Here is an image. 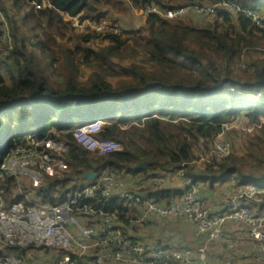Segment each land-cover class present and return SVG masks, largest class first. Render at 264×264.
Listing matches in <instances>:
<instances>
[{"label": "trees", "instance_id": "obj_1", "mask_svg": "<svg viewBox=\"0 0 264 264\" xmlns=\"http://www.w3.org/2000/svg\"><path fill=\"white\" fill-rule=\"evenodd\" d=\"M25 1L32 3L26 21L33 17L35 28L41 30L43 24L49 27L43 33L45 40L37 35L36 43L49 54L51 63L59 62L56 73L61 82L51 81L13 29L11 60L0 59L4 71L0 74V164L16 144L31 135L38 140H60L67 147L63 157L66 169L46 176L51 190L80 180L86 172L117 168L120 173L125 170L144 177L184 170L190 183L196 185L225 181L264 185V172H246L241 164L245 159L233 154L199 171L191 164L196 143L210 145L224 125L238 116L256 124L262 136L258 145L264 142V64L242 60L245 49L264 41V28L244 10L259 11L264 0H235L237 12L221 7L214 22L202 27L190 19L171 21L151 12L141 30L147 36L139 30H127V39L115 33L101 34L108 43L95 49L86 43L97 34H79L75 46L60 44L62 58L51 50L50 42L56 35L64 37L70 29L72 21L65 15L100 21L113 10L129 13L148 6L166 10L223 0ZM0 11L11 24L13 17L1 1ZM187 14L208 17L193 11ZM129 44L142 60L124 65L121 61L128 55ZM78 56L93 68L85 82L78 79L82 64ZM111 76L121 81L116 84ZM95 120L102 121L96 136L118 141L122 149L96 154L78 142L74 131ZM143 162L145 168L134 169ZM16 179L0 176V195L6 208L21 199L13 193ZM183 192L157 187L148 194L160 202H171ZM129 206L119 197L103 203L105 211L117 212L122 220H126ZM31 247H22V251Z\"/></svg>", "mask_w": 264, "mask_h": 264}, {"label": "built area", "instance_id": "obj_2", "mask_svg": "<svg viewBox=\"0 0 264 264\" xmlns=\"http://www.w3.org/2000/svg\"><path fill=\"white\" fill-rule=\"evenodd\" d=\"M36 7L39 5L36 4ZM221 7L234 12L239 10L235 0H223L210 5L189 4L166 10L148 6L142 9V13L147 15L157 12L171 19L186 15L189 11L199 15H216ZM244 12L264 28L263 17L259 15L258 9ZM77 18L70 17L71 21ZM89 23L95 24L94 19ZM105 24L106 21L103 27L111 26L112 33L120 32L119 21H114L110 26ZM101 127L99 120L90 121L78 127L74 136L84 148L97 154L122 149L120 142L96 136ZM30 138L33 137L27 135L6 154L0 164V176L18 178L21 170H32L35 159L39 160L38 167L45 171L37 172L39 175L32 189L13 192L21 199L10 208L5 207L0 195V237L6 244L21 246L56 244L63 252L52 258L28 260L0 255V264H106L108 261L122 264H218L209 259L208 250L216 242L229 241L225 233L228 223L244 225L253 241L252 256L256 264H264V185L254 182L235 185L231 191L222 194L218 211L213 210L201 195L199 185L189 186L176 200L160 202L143 191L145 184L142 174L132 175L125 170L120 173L118 168L102 170L93 180H72L51 190L46 176L57 173L56 167L66 169L63 157L67 147L64 142L52 138L41 140L46 141L42 145L29 142ZM231 145L229 141L215 142L212 157L216 160L225 158L232 151ZM140 181L143 185L137 188L132 186ZM114 197L125 199L131 207L141 209L134 220L137 225L155 216L183 219L194 226L201 243L170 249L142 243L128 230L116 225L113 212L103 209V203ZM79 215L94 216L98 221L96 229L86 232L90 241L78 238L68 228ZM229 246L232 248L233 244L229 243ZM226 255L219 264H238L230 253Z\"/></svg>", "mask_w": 264, "mask_h": 264}, {"label": "rangeland", "instance_id": "obj_3", "mask_svg": "<svg viewBox=\"0 0 264 264\" xmlns=\"http://www.w3.org/2000/svg\"><path fill=\"white\" fill-rule=\"evenodd\" d=\"M0 1L9 10L11 16L13 17V22H11L10 24L7 17L3 15L0 11V22H1L0 23V59L11 60L10 56L12 54L11 52L14 48V42H15V38H14L15 35L13 34L14 32L13 29H15V32L20 40V43L24 44L27 50L30 51L35 56L36 60L39 62L40 66L49 76L51 81L55 83L61 82V77L58 76L57 74L58 72L56 73V69L59 66V62L51 63L49 54L46 52H42V49L40 48V46H37L36 43L37 35L41 40H45V35H43V33L47 31L49 27L43 24L41 30H39L37 27L35 28L33 17H30V19L28 17L29 22L26 21V17L28 16L32 3H28V2L26 3L25 0H0ZM124 14H128V13H124ZM259 15L264 17V8L263 10L262 9L259 10ZM140 17H142V19L145 20L143 16L140 15ZM65 18L70 19L68 15H65ZM215 18L216 16L212 14L208 15V17H200V16L193 17L192 14H186L178 18L177 17L171 18L170 20L175 21L178 19H183L187 21L190 19L193 25L202 27L210 23H213ZM142 19L141 18L137 19L134 24L130 26H126L128 29H123V26H121L120 23V32L118 34L121 36V38L127 39L126 38L127 30H132V31L139 30L140 32L139 34L147 36L145 32H141V30L145 28V22H143ZM113 20L114 17H112L111 14L105 15V17L102 18L100 21L94 20L95 24L89 23V21H93V19H88V21L86 19L82 21H80L78 18L72 19L70 29H68L66 35L64 37H60L56 35L55 41L50 42V48L58 58H62L63 53L60 44L65 43L67 44V46H75L77 44L76 37L79 34H87L92 32L97 34V36L89 43H86V46L99 49L108 43L107 41L103 40L102 36L100 35L103 33L104 34L112 33V28L110 25L111 23L114 22ZM104 21H106L105 25L107 26L109 25L110 27L108 28L103 27ZM134 47L135 46L133 44H129L127 46L128 50L126 52L128 55L124 59H122L121 61L122 64L127 65L128 63L133 62L134 60H140V61L142 60V58H138V55L135 54L136 52L133 49ZM244 54L245 55L242 56L243 57L242 60L248 61L253 64H258V63L264 64V41L259 42V45H256L252 48L245 49ZM79 62H81L82 64L80 67V73L78 74V79L85 82L91 77L93 68L88 66L86 63L82 62L81 57H79ZM117 69L121 70V66L120 65L117 66ZM235 72L238 73V71ZM3 73L4 71L1 69V65H0V74ZM111 80H113L114 83L116 84L117 82L121 81L118 78V76H111ZM100 122L102 123V121ZM260 134L261 132L256 126V124H254L249 118L245 116H238L224 125L222 132H220L216 136L213 143H211L210 145L202 141L196 143L195 149L193 151V162L191 164L194 166V170L199 171L202 170L209 163H215L217 161H220L221 159L216 160L214 159V157H212V149H213L212 146L213 144H215V142L229 141L232 144L231 145L232 151L229 155L233 154L234 156L244 158L245 160L242 161L241 164L243 165V168L246 172H255V173L264 172V161H261L260 159V158H264V142H262L261 145H258V143H260L259 142L260 138H262ZM29 142H37L42 145L46 141L30 138ZM251 153L253 155H250ZM201 156H204V159H201ZM38 165H39V160L35 159V163L32 165L31 171L24 172V170H21V172L18 173L19 177L16 179L17 186L14 187L13 192L17 193L20 191H25L30 188L32 189V187L34 186V182L37 180L36 178H38L37 176L39 175L37 174V172H39V170L45 171L44 169L39 168ZM56 170L59 171L58 173L60 172L62 173L61 169L57 167ZM166 174L169 176V172H167ZM178 175L179 172L170 175L171 184L167 183L166 180L167 177L165 175H161V179L158 183L159 187L169 188L166 186L174 185L184 189L183 187L184 185L182 183L183 181H181L182 178ZM234 187L236 186L234 184H231L229 187H227L225 191H231ZM209 205L211 204L209 203ZM228 252L232 256L234 252L233 247L230 248Z\"/></svg>", "mask_w": 264, "mask_h": 264}, {"label": "crops", "instance_id": "obj_4", "mask_svg": "<svg viewBox=\"0 0 264 264\" xmlns=\"http://www.w3.org/2000/svg\"><path fill=\"white\" fill-rule=\"evenodd\" d=\"M263 10V8H262ZM112 17L118 19L122 26H130L135 23L137 19H142L144 17L146 21V15L142 13V9H133L128 14L118 13L115 10L111 11ZM70 17V16H68ZM133 19V20H132ZM128 29V28H127ZM205 168V167H204ZM203 168V169H204ZM184 170H176L169 172V176L165 173L167 177V183L171 184L170 175L179 172V175L183 181L184 189L188 188L191 185L189 178L184 172ZM182 173V174H181ZM161 179V176L158 174L155 177H144V186L142 187L143 191L149 193L150 191L155 190L158 185V181ZM185 183V184H184ZM150 184V185H149ZM231 184L238 185L234 181H225V182H215V183H199L200 193L205 199L211 204L213 210H220V199L224 191ZM140 185H143V182H137L132 185L137 188ZM130 187V186H129ZM169 188L183 189L174 185H167ZM183 189V190H184ZM141 209L137 207L129 206L127 214L131 217L126 220L119 218L117 212L114 213V221L116 225L120 228L128 230L130 234L137 240H140L142 243H151L161 245L167 249L170 248H181L189 246L199 245L200 239L196 235L195 228L192 224L186 222L183 219H176L171 217H153L149 222L137 225L134 221L140 214ZM134 218V219H132ZM98 226V221L96 217H85L79 215L74 223L69 224L68 228L71 233L77 236L80 239H86L90 241V237L86 235V232H92ZM225 233L228 237V242H216L212 244L209 248L208 254L209 259L214 263H221L222 260L227 256L228 250L231 248L229 243L233 244V254L232 257L235 259L238 264H256L253 256V241L246 232V228L241 223H228L225 227ZM32 246L29 249L22 251L21 245L6 244L5 240L0 237V255L7 257H17L22 260H28L30 258H52L59 256L63 249L58 245H43V246ZM106 264H122L119 262L108 261Z\"/></svg>", "mask_w": 264, "mask_h": 264}, {"label": "water", "instance_id": "obj_5", "mask_svg": "<svg viewBox=\"0 0 264 264\" xmlns=\"http://www.w3.org/2000/svg\"><path fill=\"white\" fill-rule=\"evenodd\" d=\"M88 0H82V2H87ZM146 167V163H139L137 164L134 169H141V168H145ZM98 176L97 172H86L84 173V175L82 176L83 179H89V180H93Z\"/></svg>", "mask_w": 264, "mask_h": 264}]
</instances>
